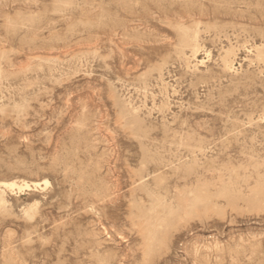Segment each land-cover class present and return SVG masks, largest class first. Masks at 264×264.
Returning <instances> with one entry per match:
<instances>
[{
  "label": "rangeland",
  "instance_id": "rangeland-1",
  "mask_svg": "<svg viewBox=\"0 0 264 264\" xmlns=\"http://www.w3.org/2000/svg\"><path fill=\"white\" fill-rule=\"evenodd\" d=\"M0 264H264V0H0Z\"/></svg>",
  "mask_w": 264,
  "mask_h": 264
}]
</instances>
